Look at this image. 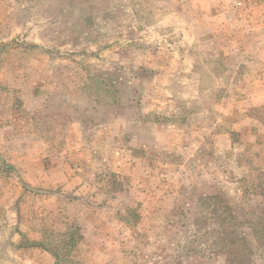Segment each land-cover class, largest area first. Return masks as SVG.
Returning <instances> with one entry per match:
<instances>
[{
    "label": "rangeland",
    "instance_id": "374dc122",
    "mask_svg": "<svg viewBox=\"0 0 264 264\" xmlns=\"http://www.w3.org/2000/svg\"><path fill=\"white\" fill-rule=\"evenodd\" d=\"M261 1L250 6L242 3L237 8L246 10L254 5L256 11H263L264 0ZM195 5H199L196 0H48L46 6L43 0H0V264H55L48 251L20 245L40 240L43 232L63 230L68 221L85 231L87 239L74 253L83 264H234L240 256L229 263L221 239L230 234L221 235L222 226L244 239L239 242H245V246L236 244L245 257L248 250L253 254L252 259L235 264H249L250 260L252 264H264V235L259 239L261 234L255 237L250 230L264 229V173L253 161V143L260 140L249 137L256 130L238 132L215 127L218 108L221 104L227 108L225 95L232 89L244 90L238 80L248 86L242 78L230 77L232 65L243 61L247 51L234 50L238 53L231 55L232 51L226 48L231 43L248 45L253 40L242 30L233 38L222 34L216 40L204 32V40L224 47L219 48V57L215 58L219 63L206 59V51L203 57L198 54L196 60L185 57L189 40L181 30L190 21H200L198 17L184 16ZM100 12L111 24L99 23ZM253 20L258 24L244 18L250 26L264 25L262 17ZM223 25L227 23L223 21ZM238 25L242 27L243 22ZM206 27L207 24L203 26ZM193 32L191 36L196 39L199 35ZM80 43L96 48H76ZM141 43H148L153 50L135 49ZM166 45L175 61L164 56L168 53ZM101 47L111 49L106 53ZM236 69L242 74L250 66ZM135 76L144 81L135 83L133 79L127 96L135 97V91L143 95L137 102L144 107V113L138 114L141 120L132 114L135 103L125 105L129 99L124 97L121 85ZM220 82L222 86L218 88ZM197 91L206 94L203 101L195 104L189 95ZM248 100L246 103H252ZM123 103L124 107H120ZM104 106L111 107L105 115L111 128V148L105 155L99 153L98 140L95 144L86 142V131L80 135L83 139L76 140V124H102L104 115L98 109L101 111ZM260 108L263 113V105ZM202 113L207 114L200 119ZM175 122L180 127L179 149L159 152L156 127L160 125L168 136L167 125ZM94 133L95 136L87 137L102 136ZM89 152L98 159L91 161ZM144 153L148 155L143 160L144 168L154 167L158 176L154 181L174 179L164 196L131 192L129 189L135 185L131 174L128 179L114 174H119L115 169L121 161L119 155L132 163L131 156L141 159L146 157ZM108 154L111 158H107ZM104 159L110 160L103 170L107 174L105 178L99 175L107 190L123 199L122 203L112 198L110 205L122 203V210L111 209L109 215L103 209L94 214L90 208L71 206L68 200L72 197L89 198L91 194L89 187L74 188L70 166H78L80 179L87 173L84 181L92 184L93 171L99 164L104 165ZM51 171L57 181L51 180ZM150 185L146 183L147 187ZM220 189L224 204L233 209L237 220L234 218L229 226L217 217L211 221L204 217L202 224L212 228L211 239L220 243L202 246L204 249L196 256L192 248L208 241L192 245L195 239L190 238L195 232L194 216L200 211L198 200L217 195ZM43 191L48 194L43 196ZM59 208L61 217L57 216ZM111 219L126 225L112 226ZM93 224L97 227L93 228ZM179 246L191 252L173 260Z\"/></svg>",
    "mask_w": 264,
    "mask_h": 264
},
{
    "label": "crops",
    "instance_id": "0c3cea01",
    "mask_svg": "<svg viewBox=\"0 0 264 264\" xmlns=\"http://www.w3.org/2000/svg\"><path fill=\"white\" fill-rule=\"evenodd\" d=\"M46 1L48 0H43V6H46ZM166 1L174 2L177 0H166ZM196 1H198L199 5L193 6L189 10V15L185 13L184 16H189V17H194V18L198 17L200 21L196 23H192L193 21H190L189 24H187L183 28V30H181L183 34L185 35V39L189 40L185 48V49H188L187 52H185V57L187 56L191 60L193 58L196 60L198 54L199 56L201 55L203 57V54L205 53L204 51H206L207 54L209 53L206 59L209 60L210 58H213L214 61L212 64H217L218 61H216L215 58L219 57L218 50L219 48L220 50H223L224 47L222 44L215 43L212 40L210 41L208 39L204 40L205 38L204 32L205 34L207 32L211 34L214 40L221 39L219 36H222V34L225 35L226 37L231 36V38H233V35L237 34L240 30H242V32H244L245 34L246 33L250 34L252 37L253 42H251L248 45H245L243 43H241L242 45L240 43H231V45L226 48L227 50L232 51V52H229V54L231 53V55L238 53V52L236 53L233 52L234 50L238 51L240 49H245L247 51V54L245 52L246 56L244 57L243 61L232 65V67L234 68H232V76L230 74V77L235 76L238 78H242L244 82H248V86L246 85L247 86V89H246V86L242 85V83L238 80L237 81L238 85L241 86V88L244 90L241 91L239 89H236V90L232 89L229 94L225 95L226 96L225 104H227L226 106L227 108L223 107L222 104L218 108L217 113L219 115L218 116L219 120L215 127L219 126V128H222V129L233 128V130L238 131V132L239 131L243 132L244 130H247V129L249 131L256 130L255 133L251 132V135H249V137L253 136L254 138H258V140L261 141V142L259 141L258 143H255V142L253 143V145H255L256 147L254 149L253 161L258 162L259 166L262 168L261 172L264 173V140H263L264 138V112L263 113L259 112L261 110L260 106L263 105L264 107V25L250 26L248 25V22L247 24H245V21H244V18H247V19H251L253 23L258 24V22L254 21L253 19H258L259 17L264 18V10L259 11L258 9L256 11V9L253 7L255 4H257L256 2L261 1V0H258V1L256 0H196ZM249 1H252V2H249ZM253 2H254V5L250 9L243 10V9L237 8L242 3L248 4V6H250V4H252ZM259 6H262V5H259ZM174 8L175 9L173 10V12L175 14L177 13V11H176V7ZM185 11L188 12L186 8H185ZM93 12H95V9L93 10ZM93 16H94V20L96 21L97 17L95 18L94 13H93ZM97 19L100 20L99 23H101L103 26H106V24L108 25L109 23L111 24V20L105 17L104 12H100ZM240 20L243 22L242 27L241 25L240 26L238 25V23L241 22ZM223 21H225L227 25H223ZM205 24H207L208 27L203 28ZM195 25H197L199 28L196 27ZM193 30L196 31L197 34L199 35L196 37V39L195 37L191 36L194 34ZM196 41L200 43L197 44ZM224 42L226 43L227 41L224 40ZM147 44L148 43L137 44V46H135V49L144 50V51L153 50V48H151L150 45H147ZM76 48H82L85 51H89L90 49L95 50L96 46H94L93 44L90 45L89 43L87 44L80 43L76 45ZM164 48L168 51L167 55H164V56H166L168 60L172 59L175 61L176 59L173 58V54L171 53L170 51L171 49H169V46L166 45V47ZM100 49H103V51L106 52L110 50L111 48L101 47ZM197 50H200V51H197ZM104 56L106 57L107 55L105 54ZM94 57L95 59L99 60L97 56H94ZM232 61H233V58H232ZM241 65L250 66V70L249 71L243 70L244 73L242 74H241L240 69L239 70L236 69L235 71V68ZM141 66L144 67V65H141ZM223 70L225 71L224 68ZM133 79H135V83H143L144 81V79H139L135 76L133 78L130 77L128 81H123L121 85L124 87L123 90H125L124 97L126 99H129L127 100V102L125 101L126 102L125 105L127 104L131 105L135 103L134 111H132V114L136 116L134 117L137 120H141V117L138 114L144 113L142 110V108L144 107H142V105H138L137 102H139L138 101V98L140 99L139 96L142 97L143 95L142 94L138 95L139 94L138 91H135V97L133 95H132L133 98L132 97L129 98L127 96L128 84L130 83L129 84L130 86ZM221 82L219 83L218 88H221L222 86ZM220 92H222L223 94L222 97H224L223 88L220 89ZM191 94L192 95H189V96L193 97L194 99L193 103L196 104L204 100L206 93H203L202 91H197L195 95H193V93ZM195 98L197 100H195ZM133 99H135V101ZM246 100L252 103H246ZM92 106L93 108L91 106L89 107L92 109H96V105H92ZM120 107H124V103ZM108 109H111V107L104 106L103 110L101 111L100 109H98V111L103 113L104 115L103 121H102L103 123L100 125H97V126L93 125L90 127L88 125V127H86L85 123H82L80 121L78 124H76L77 130L79 131V137H77L76 140H81V138L83 139V136H80V135L81 134L83 135V133H85L86 131V137H84L86 142H91L95 144L94 142H97L98 140V144L101 143L99 147L101 151H99V153L103 152L104 155L106 154V152L110 153L109 149L111 148V145H110L111 137L109 136L111 128H109V125L107 124V117L105 116L108 112ZM206 114L207 113H202L200 119L204 117ZM177 124L178 123L175 122V125H172V124L167 125L168 136H165L163 134V131L160 125L156 127L157 137L155 138V141L158 146L156 150H158L159 152H169V151H176L177 149H179L180 127ZM94 132H96V134L101 133L102 136H98V138L87 137V135L95 136ZM164 136L166 138H163ZM88 148L90 149V146ZM89 154H90L89 159L91 161H96V159H98V157H96L97 156L96 154L94 156L91 155V154H94L93 152H89ZM118 154H121V153H118ZM144 155H146V157L143 156L141 159L138 157L136 158V157L131 156L132 163H128V160H125L124 155H119L118 157H121V161L118 163V165L115 166V169L119 172V174L117 172L116 173L114 172V174L118 175L119 179H124V177L128 179V175L131 174V176L129 177H133V179L135 180L134 188L129 189L131 192L144 194V191H146L147 193L150 192L153 194L160 193L161 196H164L169 190V187L171 186V184L174 182V179L170 177L169 182L167 180L166 182L154 181L153 179L158 178V176L154 173L155 172L154 167L144 168L143 160L147 158L148 156L145 153ZM107 158H111V154ZM127 158L128 156L126 157V159ZM106 162L110 164V160H107V159H104V165H100L98 163L99 165L97 166V169L95 168V170L93 171L92 176L94 177V182L92 184L87 182L86 180L84 181V178L85 177L88 178L87 176H89L87 173H85L86 175L83 174L82 178L80 179L79 174L77 173L78 171H80L78 166L77 165H75L74 167L70 166V171L73 172L71 177H73L74 179L73 181L74 188L75 189L79 188L81 190L82 188H85L83 186L89 187L88 192L89 194H91V197L89 198H81L80 196L72 197V199L68 200V202L71 203L70 204L71 206L73 207L77 206V208H79L80 210H83L85 208L87 209L90 208L92 210V213L94 214H99L101 211H103V209L109 215H111V211H110L111 209L116 210V211L122 210V207H120V205L122 206L123 199L118 198V196H114L116 195V193H113L111 190L109 189L107 190L106 188L107 186L105 184L104 178L106 177L105 174H107V172L103 173L105 171L104 168H106ZM158 162L162 164L164 163V161H160V160ZM99 174H103L104 178L100 177L101 175ZM109 174H111L110 176H112V173H109ZM169 174H172V172H169ZM49 176L51 180L57 181V176H55L52 173V171L50 172ZM140 182L143 183L145 186H143L142 184L140 185ZM146 183L151 184V185L147 187ZM137 184H139V186ZM138 187L139 188L142 187V188L138 190ZM112 198H114V200H117V202H122V203L120 204L116 202L117 204H119L118 206L116 205V207L112 203V206H111L110 202H112ZM105 200H107V202ZM109 222H110L109 224L112 226L117 225L120 227V226L126 225L123 221L118 220V219H111ZM142 222L143 221L141 220V222L139 223H142ZM94 223L96 224V221ZM95 224L92 225L93 228L97 227V225ZM86 239L87 238H85L84 240Z\"/></svg>",
    "mask_w": 264,
    "mask_h": 264
},
{
    "label": "trees",
    "instance_id": "16d2710c",
    "mask_svg": "<svg viewBox=\"0 0 264 264\" xmlns=\"http://www.w3.org/2000/svg\"><path fill=\"white\" fill-rule=\"evenodd\" d=\"M115 101L116 98L112 99L111 102L115 103ZM250 168L253 173H256V169L254 167H250ZM259 176H261V174H259ZM261 178L262 177H256L255 179L261 180ZM252 180L253 179H251V183ZM45 194H48V192L43 191V196ZM222 195H223V189H220L217 195L200 197L198 200L200 211L198 213L199 215L194 216L195 224H193V230H195V232L193 234V237L190 238L195 239L194 243L192 241V245L200 243L202 240H208V241H206V243H201L197 247L192 248V251L196 256L201 254L200 250L204 249L202 246H206L208 243L214 245H218L220 243L211 239L210 231L212 228L210 225H209L210 227H208V224H202L204 217H207L210 221L215 220L214 217H217V219H221L223 225L227 223L229 226L232 223L231 221L234 220V218L237 220L236 215L235 217L232 215L233 209H230V207L227 204H224ZM57 216L60 217L62 216V211L60 208L58 209ZM62 220H65V218H63ZM65 224L66 227L63 230L43 232V235L41 236L40 240L32 241V242L28 240L27 243L20 245V247L25 248L31 246L33 248H39L43 251H48L53 256L55 260V264H83L76 260L74 253L79 250L80 243L86 236L85 231L83 228H81L79 225H77L74 222L68 221ZM253 224L254 223H252L251 225ZM250 230L251 232H254L253 235L255 237H259L258 235L261 234L259 239L262 238V234L264 235V229H262V232H259L256 229H253V231L252 229ZM220 232L221 235L227 233L230 234V236L222 237L224 238L223 240L221 239L222 242L221 247L224 248L223 253L225 254L226 258L229 259V263L230 261L231 263L234 262L235 256H240V258L237 261H243L245 258L252 259L253 254H251V251L248 250L247 251L248 257H245L243 252L240 250L241 246H238L236 244L237 242H239V240L244 241V239L241 238V235L238 232L236 233L235 231L224 230L223 226L221 227ZM239 243H242L243 246L246 245L245 242H239ZM189 252H191L190 249L188 248L184 249L181 246H179L176 252L173 254L172 259L178 260V259H182L183 257H187L189 255L188 254ZM249 264H252L251 260L249 261Z\"/></svg>",
    "mask_w": 264,
    "mask_h": 264
}]
</instances>
